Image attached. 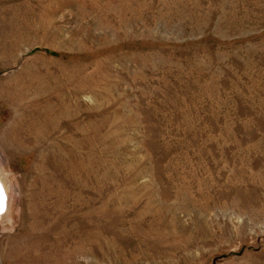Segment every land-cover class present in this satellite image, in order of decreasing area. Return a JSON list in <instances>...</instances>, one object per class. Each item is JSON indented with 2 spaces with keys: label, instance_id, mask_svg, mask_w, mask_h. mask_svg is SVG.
Masks as SVG:
<instances>
[{
  "label": "rangeland",
  "instance_id": "rangeland-1",
  "mask_svg": "<svg viewBox=\"0 0 264 264\" xmlns=\"http://www.w3.org/2000/svg\"><path fill=\"white\" fill-rule=\"evenodd\" d=\"M0 264H264V0H0Z\"/></svg>",
  "mask_w": 264,
  "mask_h": 264
},
{
  "label": "bare ground",
  "instance_id": "bare-ground-1",
  "mask_svg": "<svg viewBox=\"0 0 264 264\" xmlns=\"http://www.w3.org/2000/svg\"><path fill=\"white\" fill-rule=\"evenodd\" d=\"M0 191L2 192V195L7 200V203H6V206H5L6 208H5V212H4L5 215H3V217H4V216H6L7 211H8L9 195H8V192H7V186H6L5 182L2 180L1 176H0ZM0 217H2V215H0Z\"/></svg>",
  "mask_w": 264,
  "mask_h": 264
},
{
  "label": "water",
  "instance_id": "water-1",
  "mask_svg": "<svg viewBox=\"0 0 264 264\" xmlns=\"http://www.w3.org/2000/svg\"><path fill=\"white\" fill-rule=\"evenodd\" d=\"M1 192V191H0ZM7 200L6 198L2 195L0 196V215H3L5 212V206H6Z\"/></svg>",
  "mask_w": 264,
  "mask_h": 264
},
{
  "label": "snow or ice",
  "instance_id": "snow-or-ice-1",
  "mask_svg": "<svg viewBox=\"0 0 264 264\" xmlns=\"http://www.w3.org/2000/svg\"><path fill=\"white\" fill-rule=\"evenodd\" d=\"M0 196H2V192H0Z\"/></svg>",
  "mask_w": 264,
  "mask_h": 264
}]
</instances>
